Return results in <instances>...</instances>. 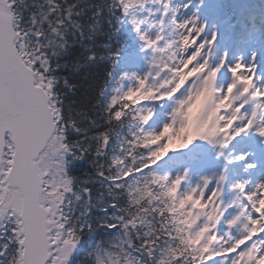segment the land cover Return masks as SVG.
I'll list each match as a JSON object with an SVG mask.
<instances>
[{"label":"snow or ice","instance_id":"obj_1","mask_svg":"<svg viewBox=\"0 0 264 264\" xmlns=\"http://www.w3.org/2000/svg\"><path fill=\"white\" fill-rule=\"evenodd\" d=\"M0 264H264V0H0Z\"/></svg>","mask_w":264,"mask_h":264}]
</instances>
